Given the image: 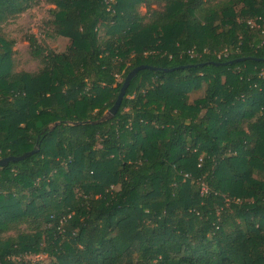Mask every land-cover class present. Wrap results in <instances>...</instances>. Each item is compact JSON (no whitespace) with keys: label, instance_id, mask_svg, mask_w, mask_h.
<instances>
[{"label":"trees","instance_id":"1","mask_svg":"<svg viewBox=\"0 0 264 264\" xmlns=\"http://www.w3.org/2000/svg\"><path fill=\"white\" fill-rule=\"evenodd\" d=\"M41 1L0 0V158L38 147L0 166V264H264V0H44L66 48L15 72Z\"/></svg>","mask_w":264,"mask_h":264},{"label":"rangeland","instance_id":"2","mask_svg":"<svg viewBox=\"0 0 264 264\" xmlns=\"http://www.w3.org/2000/svg\"><path fill=\"white\" fill-rule=\"evenodd\" d=\"M54 5L46 3L44 0L38 5L33 6L26 12L11 18L1 25L2 33L6 38L16 41L13 49L12 62L13 71L33 72L36 73L41 69L42 63L40 59L31 56L27 36L32 35L37 43L44 49L59 53L66 48L67 39L54 33V28L50 24L51 19L49 9ZM161 8V5L152 4L150 8L141 6L139 11L141 14L150 12L151 9ZM103 33L100 32V37ZM202 90L193 91L189 94L188 100L192 102L196 97H200ZM27 231L24 224L17 225L14 230L9 231L6 235H15L18 231ZM31 264H49V258L46 255H30L25 258Z\"/></svg>","mask_w":264,"mask_h":264},{"label":"water","instance_id":"3","mask_svg":"<svg viewBox=\"0 0 264 264\" xmlns=\"http://www.w3.org/2000/svg\"><path fill=\"white\" fill-rule=\"evenodd\" d=\"M144 68L156 69L153 66H146V65H139V66L133 68L126 75V77H125V79H124V81H123V83H122V85L120 87L119 93L117 95V98H116L114 104L112 105V107L108 111L105 112V114L102 116L100 121H104V120L110 119L117 113V111H118V109H119V107L121 105L122 99H123V97L125 95V91H126L127 87L129 86L130 81L132 80V78L136 75V73L139 70L144 69ZM165 70H167V69H165ZM56 124L57 123H54L53 125L50 126V128H52V126H54ZM68 124H72V123H68ZM73 124L77 125L79 123H73ZM37 150H38V147H35L33 150H31L29 152H26V153H23L20 156H8V157L0 158V166H5L6 164H8L11 161H18V160L24 159L25 157L30 156L33 153L37 152Z\"/></svg>","mask_w":264,"mask_h":264},{"label":"built area","instance_id":"4","mask_svg":"<svg viewBox=\"0 0 264 264\" xmlns=\"http://www.w3.org/2000/svg\"><path fill=\"white\" fill-rule=\"evenodd\" d=\"M249 23H250L251 27H253V26L256 25V24L254 23V21H250ZM191 55H193L192 52H191ZM202 191H206V187H205V186L202 187Z\"/></svg>","mask_w":264,"mask_h":264}]
</instances>
